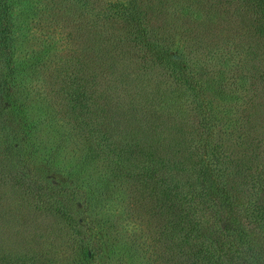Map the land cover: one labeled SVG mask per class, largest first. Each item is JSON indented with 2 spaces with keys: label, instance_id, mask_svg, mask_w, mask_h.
I'll return each mask as SVG.
<instances>
[{
  "label": "trees",
  "instance_id": "1",
  "mask_svg": "<svg viewBox=\"0 0 264 264\" xmlns=\"http://www.w3.org/2000/svg\"><path fill=\"white\" fill-rule=\"evenodd\" d=\"M15 15L12 4L0 0V63H4L3 49ZM144 39L151 53L165 57L166 66L172 68L179 83L169 93L149 92L154 100L150 102L162 105L156 112L165 117L171 128L167 129L161 120L152 129L149 124L133 131L130 117L124 112L118 116V124L124 125L122 142L115 143L110 136L115 131L117 109L112 107L114 103L106 89L100 93L95 89L90 109L75 104L71 109L77 120L73 117L68 130L78 135L82 145L75 144L81 157L71 164L69 182L50 176L47 163L55 150L43 145L37 135L41 123L30 120L23 111L27 104L16 102L24 86L21 79L16 74L13 78L11 72L7 77L0 71V115L7 116L0 122V134L4 135L0 137V170L6 171L0 172V185L6 191L0 192L3 196L20 195V202L23 199L29 204L32 199L34 210H45L55 225L68 231L67 244L72 245V254L66 259L46 251L18 254L8 249L11 245L0 230V264H152V247L161 252L159 256L165 255V264H264V148H260L264 147V138L251 137V123L247 122L254 113L264 112V98L258 102L251 97L245 100L240 94L241 82L245 80L240 78L239 83L233 74L232 83L226 81L224 88L217 91V104L209 101L203 92L215 81L207 80L201 85L202 81L190 77L182 60L165 55L159 47L152 48L150 41ZM223 81L217 76V85ZM12 86L17 90L12 91ZM188 89L195 98L192 116L197 125L187 133L190 122L187 118L184 121L187 116L180 114L179 103L187 99ZM23 90L26 98L33 95L35 101L46 93L41 86H25ZM76 96L79 101L84 100L83 92L77 91ZM114 105L123 109L122 103ZM145 108L142 110L146 113ZM174 109L179 115L174 116ZM142 118L148 122L146 115ZM181 122L186 123L183 129L182 125L176 127ZM162 134L165 136L157 138ZM40 150L43 156L37 158ZM29 160L38 173L29 169ZM39 162L43 165L40 168L36 166ZM99 166L103 169L99 170ZM90 167L93 170L88 172ZM83 174H87L86 178L79 181ZM119 203L133 213V206L151 204L150 222L130 223L132 231H125L116 222L118 217L113 210L121 206ZM3 205L8 209L4 202ZM105 208L112 219L99 213ZM13 221L20 227L31 224L30 228L42 232L40 240L47 238L52 248L60 240L50 238L51 231L43 234L45 230L40 225L34 226L32 220L20 215ZM118 229L125 234L121 235ZM153 229V245L123 238L130 233L133 238L142 239L138 233Z\"/></svg>",
  "mask_w": 264,
  "mask_h": 264
},
{
  "label": "rangeland",
  "instance_id": "2",
  "mask_svg": "<svg viewBox=\"0 0 264 264\" xmlns=\"http://www.w3.org/2000/svg\"><path fill=\"white\" fill-rule=\"evenodd\" d=\"M8 2L12 4V11L16 15L11 30L8 29L7 32L9 38L5 44L6 48L3 49L4 63H0V71L7 77L11 72L13 78L16 74L17 78L21 79L24 86L20 91L18 89L16 102L18 105L22 101L27 104L23 106V111L30 120L41 123V131L37 135H40L43 145L55 150L53 158L47 164L50 166V176L56 180L69 182L67 174L71 170L70 167L81 157V150L77 149L75 144L82 145V142L77 139L78 135L68 130V125L74 123L73 117L77 120L71 115V109L75 107L73 104L90 109L95 89L99 93L106 89L114 104L122 103V110L112 105L117 109L115 131L111 132L110 136L115 143L122 142L124 125L118 124V116L124 112L130 117L129 123L133 131L144 129L149 124L152 129L153 124L160 123L161 120L167 129L171 128L165 122V117L156 112L162 105L152 104L150 100H154L149 92L167 90L169 93L170 88L175 89L179 83L172 68L166 66L163 59L165 57L160 54L157 57L149 51L147 42H144L145 37L150 41L152 48L159 47L165 55L169 54L182 60L188 67L190 77L196 82L202 81L201 85H204L207 80L215 81L216 84L210 85L207 91L203 92V96L209 101L217 104V91L220 92L224 88L226 81L232 83L235 79L233 74L238 77L239 83L240 78L245 80L241 82L240 88V94L245 100L251 97V100L258 102V99L264 98V0ZM259 4L262 8H259ZM217 76L225 80L224 83L217 85ZM246 83L253 84L248 86ZM31 85L46 88V93L42 94L40 101H35L33 95L27 98L24 96L23 88ZM14 90L12 86V91ZM77 91L83 92L82 102L76 96ZM188 97L179 103L182 106L180 114L187 116L184 121L186 122L187 118L190 122V128L187 122V133L197 125L192 116L196 107L193 100L195 98L189 89ZM143 105L148 112H143ZM172 112L174 116L179 115L177 109ZM142 115L148 117V122ZM5 118L6 114L0 115V122ZM247 120L252 127L251 137L261 138L262 135L264 138V112L254 113V116ZM185 122L177 124L176 127L182 125L183 129ZM50 126H55L56 129H48ZM146 132V135L153 139L152 134L147 130ZM1 135L3 134H0V137L4 136ZM163 136L165 135H159L157 138ZM43 153L41 150L37 151L35 156L40 158ZM29 161V169L32 173H38L34 172L36 169L32 160ZM6 165L7 163H4L3 167ZM36 166L40 168L39 166L43 165L39 162ZM101 166L99 170L103 169ZM92 170L93 167H90L88 172ZM86 176L87 174L81 175L79 181H83ZM0 191L6 190L0 185ZM2 192L0 227H5L0 230L2 237L11 245L8 249L18 254L46 251L51 253L50 255L59 254L58 257L63 259L72 254V245L67 244L68 231L63 226L55 225L54 219L45 213V210H34L32 199L31 204L25 203L23 199L20 202L22 196H3ZM119 204L121 206L113 210L115 217H118L116 222L121 224L123 227H120L125 231H132L130 223H146L151 219V204L147 203L145 207L133 206L136 213L129 211L123 203ZM123 207L126 208V213ZM99 213L104 218L112 219L106 208ZM16 215L32 220L34 226L40 225L41 230H45L43 234L51 231L50 238L60 239L58 246L54 245L52 248L53 244L47 238L40 240L42 232L30 228L31 224L20 227L13 221ZM44 226L49 229L43 228ZM118 230L122 232L121 235L125 234L124 230ZM137 235H141L142 239L133 238L130 233L123 238L132 239L136 244L153 245L156 231L145 230ZM150 253L151 260L155 261L152 264H165L167 258L165 255L159 256L161 252L157 249L152 247Z\"/></svg>",
  "mask_w": 264,
  "mask_h": 264
}]
</instances>
